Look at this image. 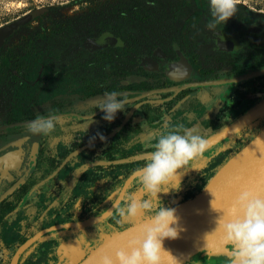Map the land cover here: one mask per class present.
<instances>
[{
	"label": "flooded vegetation",
	"instance_id": "af4514ba",
	"mask_svg": "<svg viewBox=\"0 0 264 264\" xmlns=\"http://www.w3.org/2000/svg\"><path fill=\"white\" fill-rule=\"evenodd\" d=\"M238 9L215 32L195 7L173 34L129 40L117 32L125 28L102 19L103 29L84 37L80 64L62 72L49 64L47 76L43 64L31 76H7L9 66L21 73L23 64H1L0 264H83L110 238L149 220L120 221L112 210L130 195L147 199L136 172L160 133L195 127L209 142L179 189L160 194L165 208H176L264 131V114L241 123L264 102V17ZM105 33L122 45L86 46ZM112 92L131 103L108 122L97 102ZM49 113L59 118L57 130L32 134L29 123ZM180 264L229 259L198 254Z\"/></svg>",
	"mask_w": 264,
	"mask_h": 264
},
{
	"label": "clouds",
	"instance_id": "9594fccd",
	"mask_svg": "<svg viewBox=\"0 0 264 264\" xmlns=\"http://www.w3.org/2000/svg\"><path fill=\"white\" fill-rule=\"evenodd\" d=\"M238 4L239 0H209L210 19L205 25L206 29L215 32L226 24L238 13ZM119 95L116 92L105 94L97 102V107L104 113V120L112 122L116 114L131 103L127 99H120ZM93 117L94 114L88 124L94 122ZM58 124V116L49 113L47 116L38 115L28 128L32 134L51 136ZM100 139L104 137L100 135ZM208 148V140L195 127L160 133L152 145L148 162L136 172L140 191L147 199L130 195L123 206L118 202L113 203L112 210L120 221L149 215L150 222L143 226L140 238L129 241L127 250L116 253L115 262L111 257L104 256L102 264H164L165 253L174 258L164 247V241L178 239L183 229L180 228L176 210L165 208L160 194L178 190L180 177L192 168L193 161L204 156ZM224 215L217 220L216 229L223 231L225 242L231 245L229 264H264V198L250 191H242L226 213L230 219L225 220Z\"/></svg>",
	"mask_w": 264,
	"mask_h": 264
},
{
	"label": "rangeland",
	"instance_id": "374dc122",
	"mask_svg": "<svg viewBox=\"0 0 264 264\" xmlns=\"http://www.w3.org/2000/svg\"><path fill=\"white\" fill-rule=\"evenodd\" d=\"M208 3L209 0H0V27L33 10L48 9L7 41L1 58L3 62L10 57L12 64H23L21 73H14L9 66L7 76L35 75L42 67L37 64L44 65L43 75L47 76L49 64H55L59 72L66 64H80L84 37L103 29L99 26L102 19L115 28H125L117 32L127 40L152 34L167 36L195 7L200 9L202 24H207ZM238 6L255 17H264V0H239Z\"/></svg>",
	"mask_w": 264,
	"mask_h": 264
},
{
	"label": "water",
	"instance_id": "95a60500",
	"mask_svg": "<svg viewBox=\"0 0 264 264\" xmlns=\"http://www.w3.org/2000/svg\"><path fill=\"white\" fill-rule=\"evenodd\" d=\"M47 10V8L33 10L0 27V52L6 41L18 30L46 13ZM108 45L118 46L122 45V42L110 33H105L99 38L88 39L86 43V46L92 50ZM262 114H264V102L251 111L241 123H248ZM233 131L232 128L226 133ZM243 189H248L254 195L264 198V131L229 161L194 199L174 208L179 217L180 228L183 230L180 231L178 239L164 241V247L175 258L165 253L164 264H180L198 254H203L209 259L221 257L229 259L231 245L225 242L223 231L216 229L217 220L224 213V219H230L226 213ZM213 208L222 211L218 212ZM149 222L147 220L113 236L83 264H102L104 256L111 257L115 262L116 253L127 250L130 240L140 238L143 226Z\"/></svg>",
	"mask_w": 264,
	"mask_h": 264
},
{
	"label": "trees",
	"instance_id": "16d2710c",
	"mask_svg": "<svg viewBox=\"0 0 264 264\" xmlns=\"http://www.w3.org/2000/svg\"><path fill=\"white\" fill-rule=\"evenodd\" d=\"M2 53V52H1ZM0 53V64H12V62H13V59H10V57L9 58H5L4 60V62L2 61V54ZM0 68H1V65H0Z\"/></svg>",
	"mask_w": 264,
	"mask_h": 264
},
{
	"label": "snow or ice",
	"instance_id": "6c2138e0",
	"mask_svg": "<svg viewBox=\"0 0 264 264\" xmlns=\"http://www.w3.org/2000/svg\"><path fill=\"white\" fill-rule=\"evenodd\" d=\"M242 191H250V190H248V189H243ZM251 192V191H250Z\"/></svg>",
	"mask_w": 264,
	"mask_h": 264
}]
</instances>
